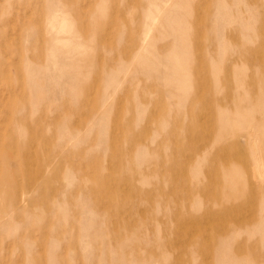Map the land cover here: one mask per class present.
I'll return each mask as SVG.
<instances>
[{"label":"rangeland","instance_id":"374dc122","mask_svg":"<svg viewBox=\"0 0 264 264\" xmlns=\"http://www.w3.org/2000/svg\"><path fill=\"white\" fill-rule=\"evenodd\" d=\"M0 264H264V0H0Z\"/></svg>","mask_w":264,"mask_h":264},{"label":"bare ground","instance_id":"6f19581e","mask_svg":"<svg viewBox=\"0 0 264 264\" xmlns=\"http://www.w3.org/2000/svg\"><path fill=\"white\" fill-rule=\"evenodd\" d=\"M154 174V173H153Z\"/></svg>","mask_w":264,"mask_h":264}]
</instances>
